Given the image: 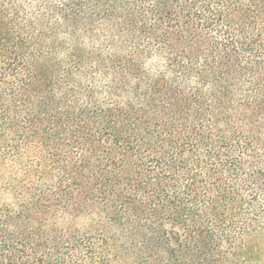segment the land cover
Instances as JSON below:
<instances>
[{
  "label": "trees",
  "instance_id": "1",
  "mask_svg": "<svg viewBox=\"0 0 264 264\" xmlns=\"http://www.w3.org/2000/svg\"><path fill=\"white\" fill-rule=\"evenodd\" d=\"M0 264H264V0H0Z\"/></svg>",
  "mask_w": 264,
  "mask_h": 264
}]
</instances>
